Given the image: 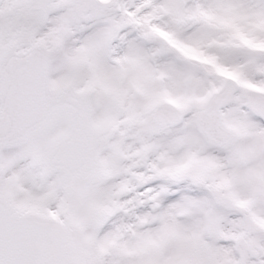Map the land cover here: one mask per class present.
<instances>
[{
	"label": "snow or ice",
	"instance_id": "obj_1",
	"mask_svg": "<svg viewBox=\"0 0 264 264\" xmlns=\"http://www.w3.org/2000/svg\"><path fill=\"white\" fill-rule=\"evenodd\" d=\"M0 264H264V0H0Z\"/></svg>",
	"mask_w": 264,
	"mask_h": 264
}]
</instances>
